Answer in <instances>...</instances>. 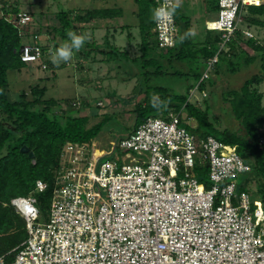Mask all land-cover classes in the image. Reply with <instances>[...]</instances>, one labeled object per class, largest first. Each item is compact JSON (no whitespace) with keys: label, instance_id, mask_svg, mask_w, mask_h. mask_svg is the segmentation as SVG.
Wrapping results in <instances>:
<instances>
[{"label":"built area","instance_id":"obj_1","mask_svg":"<svg viewBox=\"0 0 264 264\" xmlns=\"http://www.w3.org/2000/svg\"><path fill=\"white\" fill-rule=\"evenodd\" d=\"M9 1L0 0V18L33 38L21 48V60L47 68L44 50L34 42L38 35L31 34V15L7 11ZM178 1L154 4L172 7ZM260 5L264 0H218V18L206 28L221 33L220 50L239 30L254 37L240 24L247 7ZM154 32L161 49L175 46V14L155 21ZM216 60H209L204 77ZM181 116L149 117L120 141L121 160L97 164L94 158L104 151L67 143L47 220L39 221L34 196L11 200L28 237L11 261L3 256L0 264H264V203L255 200L253 208L252 195L238 193V177L252 166L235 146L213 136L197 138ZM205 167L208 185L199 181L198 170ZM46 189L38 180L35 192Z\"/></svg>","mask_w":264,"mask_h":264},{"label":"trees","instance_id":"obj_2","mask_svg":"<svg viewBox=\"0 0 264 264\" xmlns=\"http://www.w3.org/2000/svg\"><path fill=\"white\" fill-rule=\"evenodd\" d=\"M135 3L138 6L137 16L142 35V55L131 58L127 50L121 51L111 44L105 45L106 50H101L94 43L95 47L91 49L101 54L113 55L112 58L122 55L129 62H141L139 65L145 71L143 79L145 82L142 85L144 90L141 92L145 94V103L141 102L136 107L137 123L132 131H135L149 117L166 116L173 112L182 115V119L186 120L184 118V112H186L188 118L195 119L198 123L197 128L185 125L197 138L206 139L213 136L237 148L238 153L252 166L251 171L245 174L247 182L240 188L247 189L248 183L256 181L260 198L264 203V94L257 88L263 82L264 77L254 75L247 79L240 89H231L222 93V99L229 102L227 108L228 110L230 108L237 124L236 126L231 125L232 127H221L219 117L215 115L210 117L213 107L211 108L208 103V89L213 87L215 82L211 76L204 77L208 69L203 71L196 65L195 69L190 68L187 72L184 70L170 72L163 70L164 65L160 64V62L172 65L184 64L187 61L196 63L200 61L205 65L204 68H209V60L216 58L211 71L220 75L224 66L230 72L236 73L242 67V60L246 65L258 60L264 70L263 44L259 43L255 37H246L242 30L237 31L222 50H220L222 35L220 32L213 34L216 31L206 29L205 40L202 42L199 40V43L195 39L198 37L193 34L180 40V36L189 30L192 33V19L179 6L175 12L177 23L175 46L161 49L156 34L153 32L155 21L151 18V13L155 9L154 0H135ZM9 4L7 11L14 13L22 11L17 1L10 0ZM248 8L249 13L247 11L245 14L244 22H248L251 26L264 28V5ZM211 9L218 12V0H214ZM123 16L124 11L121 8L62 11L57 14L61 26L54 27L53 31L56 36L62 37L64 42L68 39L66 33L69 30L76 32L78 28L80 30L86 27L89 28L88 30L90 28L95 30L98 28L97 25L103 22H106L105 25L109 27L113 24L117 27ZM210 26L216 27V24L211 23ZM29 37V34H22L18 27L5 21L3 17L0 18V257L5 256L8 262L14 257V249L18 248L28 237L26 221L11 205V200L32 195L37 200L41 215L45 216L50 210L56 172L60 167L64 146L71 142L92 148L94 139L101 131V125L98 124L91 128L88 127L89 117L69 115L61 102L53 98L45 99L47 89L44 87H33L32 99H29V93L22 91L19 99L13 100L8 73L9 71H21L27 68L28 64H32L21 60V48L27 44H24V39ZM149 38L153 40L150 41ZM34 42L40 44L39 40ZM242 42L257 53L250 56L239 46ZM29 43H33V40L31 42L29 40ZM40 45L44 50V59L46 54H49V49L52 48L46 44ZM45 64L48 67L53 63L47 61ZM153 66L155 68L152 71L150 68ZM132 67L134 66L130 65L129 68L133 71ZM166 74L193 75L198 83L196 86H190L187 94L171 93L164 87L149 85L152 77ZM193 90L204 94L203 102L191 101ZM84 104L86 107L85 102L73 100L66 101L65 105L71 109L84 106ZM55 107L60 108L61 112L57 113ZM23 147H27L29 151L22 152ZM30 153H34V156L31 157ZM207 173L206 167L198 170L199 181L208 185L209 183L204 180V177L207 178ZM38 180L47 184V189L42 193L35 192Z\"/></svg>","mask_w":264,"mask_h":264},{"label":"rangeland","instance_id":"obj_3","mask_svg":"<svg viewBox=\"0 0 264 264\" xmlns=\"http://www.w3.org/2000/svg\"><path fill=\"white\" fill-rule=\"evenodd\" d=\"M17 1L22 11H26L32 16L31 34L38 35L40 44H46L53 50L56 45L61 46L65 43L63 38L56 36L53 31L54 27L61 26L57 14L62 11L85 10L94 8H118L123 7L126 11L125 17L121 23L125 25H139V18L135 15L138 12L135 10V0H14ZM214 0H179V4L183 12L192 19V34L197 43L205 40L207 21H214L218 18L217 12L212 8ZM135 3V4H134ZM249 13V8L247 7ZM247 13V12H246ZM245 13V14H246ZM244 14V17H245ZM249 15V14H248ZM113 24V23H112ZM115 25V24H113ZM240 28L249 30L259 43L264 46V28L261 26H251L248 22H242ZM86 27L77 29V34H87L88 39L84 46L79 51H74L73 56L67 62L61 61L59 64H52L46 69L42 67L41 62L28 64L27 68L21 71H9L8 79L11 86V97L13 100L19 99V94L22 91L29 93V99H32L31 90L35 86L46 88L45 99H55L62 103V107L69 115L75 117H89L88 127L101 125L99 135L93 141V149L104 151V156L99 160L94 158L97 164L106 160L123 159L125 153L119 148L120 141L130 132L136 125L137 113L136 107L139 103L144 102L145 94H141L144 90V69L139 65L141 62H129L125 56L105 55L93 49L94 43L101 50H106L105 45L111 44L118 47L121 51L127 50L131 58H137L142 55L141 43L142 35L137 29L123 32L122 35H116V39H112L114 34L113 29H93ZM42 30V32H39ZM154 32V29H153ZM218 31L213 32L216 34ZM33 40L32 36L24 39V44ZM152 41V38H149ZM109 42V43H108ZM115 45H114V43ZM58 46V47H59ZM241 49L245 50L250 56L257 52L249 47L245 42L239 44ZM109 49V48H108ZM50 61V54H46L44 62ZM163 70L190 71V68L195 69L196 65L200 70L206 71L202 62L175 63L168 65L164 62ZM130 65L134 66V70H130ZM154 66L150 68L154 70ZM206 69V70H205ZM211 71V70H210ZM212 72V71H211ZM214 79L213 87H209L208 103L212 115L219 117L221 127L231 125L236 126L237 122L233 118L229 102H225L222 98V93L231 89H240L244 82L254 75L264 77V70L261 62L258 60L246 65L242 60V67L236 73H232L226 66L221 70L220 75L211 73ZM198 81L193 75L177 76L166 74L160 77H152L150 86L164 87L171 93L187 94L188 88L192 85H197ZM147 84V83H146ZM145 84V85H146ZM143 87V88H142ZM257 88L264 94V78L263 82ZM227 98V96L225 95ZM224 97V98H225ZM205 99L204 94H200L197 90H193L191 101H201ZM78 100V102L86 103L87 106H76L69 109L65 104L66 101ZM226 103V104H225ZM204 105V103H203ZM228 105V106H227ZM224 106V108H223ZM56 112H61L60 108L55 107ZM223 108V109H222ZM184 118L193 128H197L198 123L195 119L188 118V114L184 112ZM264 132V130H263ZM136 159L138 155L133 156ZM98 160V161H97ZM132 158L129 159V162ZM247 182V176L241 175L237 179V183L242 186ZM247 189H239L241 191L250 192L253 197V208H255V200H261L258 191V183L252 181L246 186ZM97 191L102 193L103 200L108 199L106 190L102 187H97ZM49 211L45 216L41 215L39 221L44 222L48 218Z\"/></svg>","mask_w":264,"mask_h":264},{"label":"clouds","instance_id":"obj_4","mask_svg":"<svg viewBox=\"0 0 264 264\" xmlns=\"http://www.w3.org/2000/svg\"><path fill=\"white\" fill-rule=\"evenodd\" d=\"M178 7L179 4H176L172 7H168L166 4H161L152 11L151 18L156 22H160L164 19H169L175 14L176 9ZM189 35H192L190 30L180 36V40H184ZM66 36L68 39L65 41L64 44L59 47H56L54 50L49 49L50 59L53 64H59L61 61L67 62L68 60H70V58L74 54V51H79L84 46L85 42L90 39L87 34H77L76 32L71 30L67 31ZM155 100L156 98L154 97V101ZM154 106H156L155 102Z\"/></svg>","mask_w":264,"mask_h":264},{"label":"crops","instance_id":"obj_5","mask_svg":"<svg viewBox=\"0 0 264 264\" xmlns=\"http://www.w3.org/2000/svg\"><path fill=\"white\" fill-rule=\"evenodd\" d=\"M135 4V3H134ZM178 4H179V1H178ZM179 6H180V4H179ZM135 10L137 11V9H138V6H137V4H135ZM181 7V6H180ZM118 8H121V9H123V11H124V16H123V18L125 17V13H126V11H125V9L123 8V7H118ZM137 8V9H136ZM135 15L137 16V13H135ZM123 18H121L120 20H119V25L116 27V25H115V27H114V25L113 26H107V25H105V23L106 22H103V23H100L99 25H97L98 26V30L99 29H106V28H115V29H113V31H114V34H112V39H116V35L117 34H119V32L121 33V34H119V35H122L123 34V32H125V31H130L131 33H132V30L133 29H137V31H140V29H139V25H125L124 23H121V20L123 19ZM207 22H209V21H207ZM206 22V23H207ZM138 24H139V22H138ZM130 26V27H129ZM207 29V28H206ZM100 31V30H99ZM93 33H96V31L95 30H93L92 31ZM195 36V35H194ZM114 43V42H113ZM114 45H115V43H114ZM102 152V151H101Z\"/></svg>","mask_w":264,"mask_h":264},{"label":"water","instance_id":"obj_6","mask_svg":"<svg viewBox=\"0 0 264 264\" xmlns=\"http://www.w3.org/2000/svg\"><path fill=\"white\" fill-rule=\"evenodd\" d=\"M28 151H29V149L27 147H23L22 148V152H26L27 153ZM30 156L33 157L34 153H30Z\"/></svg>","mask_w":264,"mask_h":264},{"label":"bare ground","instance_id":"obj_7","mask_svg":"<svg viewBox=\"0 0 264 264\" xmlns=\"http://www.w3.org/2000/svg\"><path fill=\"white\" fill-rule=\"evenodd\" d=\"M218 25L216 24V27H217Z\"/></svg>","mask_w":264,"mask_h":264}]
</instances>
